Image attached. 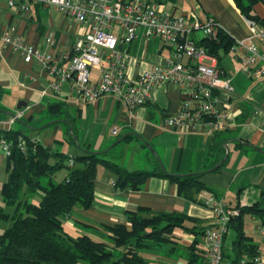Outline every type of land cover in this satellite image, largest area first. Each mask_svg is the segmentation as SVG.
Returning a JSON list of instances; mask_svg holds the SVG:
<instances>
[{"label": "crops", "instance_id": "0c3cea01", "mask_svg": "<svg viewBox=\"0 0 264 264\" xmlns=\"http://www.w3.org/2000/svg\"><path fill=\"white\" fill-rule=\"evenodd\" d=\"M159 4L171 16L189 17L194 14L201 22L212 19L232 41L242 40L257 52L263 51L260 40L250 34L246 20L241 17L232 0H160ZM252 14L264 19V0L253 5ZM7 27H12L13 32L7 31ZM84 31L74 19L63 16L52 7L31 5L27 14H19L8 9L0 0V122L21 111L23 116L10 124L8 130L23 134L48 152L63 155L62 164L67 167L76 166L72 165L73 162L68 166L67 160L72 161L86 152L103 153L122 136H131L119 143L125 144L122 150L116 149L118 144L104 158L128 172H150L158 164L167 174H199V181L207 191L199 192L195 197L196 202L191 203L177 196L169 181L157 177L147 179L137 191H117L113 188V174L98 166L101 168L97 167L92 182L89 208L75 207L68 216L59 219L68 236L92 235V231L102 233V226L126 224L125 214L138 213L139 209L150 213L175 212L195 221L206 220L203 226L206 229L210 227L212 217L209 208L202 204L207 196L221 200L226 209L237 213L238 208L253 205L264 210V74L254 77L256 69L260 67L257 60L249 74H245L241 72L234 53L229 51L233 54L236 69L230 75L223 68L217 69L232 90L230 94L217 93L222 112L227 115L226 128L217 132H209L200 125L169 129L161 124L162 119L175 113L180 100L178 91L170 86L153 88L151 101L128 115L109 95L99 96L93 103L84 102L76 95L69 81L64 82L58 91L50 92L48 88L52 77L41 69L37 61L31 59L25 63L18 51L3 42L6 32L8 38L15 36L37 52L49 54L58 60V68L66 69L74 40ZM48 37L51 40L49 45L45 43ZM138 38L137 35L134 40ZM140 38H145L142 32ZM134 40L126 48L137 60L136 66L128 70L130 76L152 67V63L146 61L147 40L143 41L142 46ZM158 46L157 57H160L165 47ZM209 57L213 60L211 64L216 67L215 58ZM205 63L210 65V61ZM182 64L192 62L182 60ZM98 76V70H90L91 81H97ZM50 102L62 104V113L56 119L45 117ZM113 128L116 129L115 136L111 135ZM214 133L217 136H213ZM130 141L134 144L128 146L126 143ZM214 142L221 143L220 148H215L208 159V152ZM124 155L135 160H124ZM221 156L224 158L223 165L213 171L217 164L212 168L210 166ZM4 158L0 149V168L4 166ZM65 176L66 173L59 175L60 181ZM27 202H33L32 198ZM259 227L260 221L255 215L242 216V232L247 238L246 242L255 246L257 251L264 252V236L258 233ZM173 235L179 238L178 243L189 244L193 241V236L185 232H174ZM233 237L229 241L224 237L225 249L229 248ZM198 244L197 241V256L201 257L204 264L203 236L199 247ZM150 257L161 264H186L183 257V262L159 255Z\"/></svg>", "mask_w": 264, "mask_h": 264}, {"label": "built area", "instance_id": "2783aa9c", "mask_svg": "<svg viewBox=\"0 0 264 264\" xmlns=\"http://www.w3.org/2000/svg\"><path fill=\"white\" fill-rule=\"evenodd\" d=\"M6 7L19 14L28 13V4L35 2L50 6L65 16L74 19L84 33L78 35L71 48L66 69L58 68L57 62L46 53H38L28 44H22L17 37L8 38L4 33L3 42L11 45L26 63L36 60L40 67L52 77L48 90L57 91L62 83L69 81L78 97L85 102H93L98 96L108 94L124 109L128 115L151 99V91L157 86H170L178 91L180 100L173 115L164 116L161 124L169 129L193 128L200 125L209 132H216L227 127V115L220 107L217 93L232 92L227 81L219 77L218 71L211 64L213 60L206 51L196 47L193 40L205 38L217 42L221 26L212 19L201 22L194 14L189 17H175L163 10L162 5L151 0H2ZM250 34L257 37L263 51L257 52L242 40H233L229 51L234 53L240 64L241 72L249 74L251 66L257 60L260 67L254 77L264 74V19L262 23L247 21ZM141 31L145 37L156 38L161 47L171 53L159 65L149 70L130 76L128 70L137 64L136 58L127 51L136 33ZM200 33L198 37L196 34ZM50 38L45 39L49 45ZM187 57L189 63L182 64ZM210 61V65L205 63ZM98 70L96 83H90L89 71ZM23 113L16 111L6 121L0 122V129H7ZM5 130V131H7ZM10 130V129H9ZM116 133L115 129L111 134ZM16 146L21 153L26 147L21 137H17ZM3 156L10 152V143L0 138ZM66 164L70 166L71 160ZM204 207L211 212V225L204 229V255L206 264H220L222 238L227 232V223L238 215L235 210H228L221 200L212 196L204 199ZM264 236V229L258 228ZM234 264H264V252L256 251L254 256L241 255Z\"/></svg>", "mask_w": 264, "mask_h": 264}, {"label": "trees", "instance_id": "16d2710c", "mask_svg": "<svg viewBox=\"0 0 264 264\" xmlns=\"http://www.w3.org/2000/svg\"><path fill=\"white\" fill-rule=\"evenodd\" d=\"M153 1L160 3V0ZM232 2L245 20L263 22V19L252 14L253 5L261 0ZM218 36L217 42L207 41L205 38L193 40L196 47L206 50L209 56L215 58L217 69V53L228 52L233 44L225 33L219 32ZM1 93L0 90V95ZM61 113L62 104L50 102L45 110V117L56 119ZM212 135L217 136V133ZM18 136L26 147L24 153L16 146ZM0 138L10 143V154L4 158L6 178L0 186V197L5 207L14 209L9 216L0 206V223L10 221L8 227L0 232V264H161L150 256L152 251H159L165 245L170 246L168 250L155 255L174 259L181 249L180 254L186 264H203L201 257L197 256L196 237L203 236L204 227L196 225L197 221L183 214L150 213L139 209L138 213L125 214L126 224L102 226V233L86 227L93 232L92 235L80 234L75 237L68 236L59 221L75 207L89 208L92 182L98 166L113 174V188L117 191H137L147 179L157 177L169 181L174 186L175 194L191 203L196 202L195 197L199 192L207 191L199 181V174H167L158 164L150 172H128L104 158L115 147L104 154L86 152L83 156L72 159L75 167H67L62 164L63 155L46 151L19 132L0 130ZM129 138L131 136L121 142ZM220 145L221 143L214 142L208 152V159ZM222 157L213 161L210 167H214ZM60 169L66 170V176L62 181L53 183L51 179ZM33 196H38L37 204L27 202ZM245 214L255 215L264 229L263 209L257 205L238 208V215L231 217L227 223V231L234 234L229 244V251L233 255L230 262L233 264L241 255L251 257L257 251L255 246L246 242L247 238L242 232V216ZM186 221L191 223L189 227L185 225ZM174 232L191 234L193 241L189 244L178 243L179 238L173 235ZM224 237L225 235L222 238V259L227 258L223 253Z\"/></svg>", "mask_w": 264, "mask_h": 264}, {"label": "rangeland", "instance_id": "374dc122", "mask_svg": "<svg viewBox=\"0 0 264 264\" xmlns=\"http://www.w3.org/2000/svg\"><path fill=\"white\" fill-rule=\"evenodd\" d=\"M155 4H159V3H156V2H155ZM261 9H262V8H261ZM257 14H259V13H257ZM140 34H141V31H138V32H137V35H138L139 38H138L137 41H136V40H134V41L136 42L137 45L142 46V45H143V41H146V40H147L148 47H147V51H146V61L152 63V66L159 65L160 62L162 63V62H163V59L160 58V60H158V57H157V50H158V48H159L158 45H160L159 41H158L157 39H152V38H148V39L144 38V39H141V38H140ZM196 35H197L198 37L201 36L200 33H197ZM135 42H134V43H135ZM170 55H171V53H170V52H167V50H166L165 48H164V49L162 50V52H161V56H162V57L169 58ZM218 56H219L218 67H219V68H223V70H225V71L227 72V75H230V74H231V71H233L234 69H236V63L233 61V54L230 53L229 51L226 52V53L219 52ZM182 60H184V62H185V61L187 60V57H183ZM205 62H206V61H205ZM222 79H223V78H222ZM22 130H23V129H22ZM111 135H112V134H111ZM122 144H123V143L119 144L117 147L115 146L116 149L119 148L120 150H122V148L125 146V144H124V145H122ZM126 144H127V145H128V144L131 145V144H134V142H131V141H130V143L127 142ZM128 146H129V145H128ZM123 157H124V160H129V161H132V162L135 160V158L132 159V157H129L128 155H124ZM207 162H208V161H207ZM207 162H206V164H207ZM100 168H101V167H98V169H100ZM63 173H66V170H65V169H60V170L56 171V172L54 173L53 177H52V180H53L52 182H53V183H58V182H60L61 179L59 178V175H61V174H63ZM5 175H6V172H5L4 166H2V167L0 168V186H1L2 182H4V176H5ZM176 175H177V174H176ZM32 201H33V202H32L33 204H37L38 201H39L38 196H33V197H32ZM0 206L3 208V212H4V213H6V214L9 215V216L12 215V213H13V211H14L13 207H5V206L3 205V203H2V201H1V197H0ZM199 206H200V205H199ZM200 207H201V206H200ZM9 222H10V221H7V222H5V223H0V232H1L3 229H5L6 227H8ZM205 224H206V220H201V221L199 220V221H197V224H196V225H199V226L203 227ZM185 225H186L187 227H189V226L191 225V223L188 222V221H186V222H185ZM72 237H75V235H73ZM231 237H233V233H232V231L228 230L227 233H226L225 239H226L227 241H229V240L231 239ZM197 241H198V243H199V244H198V247H199V245H201V242H202V237L198 236V237H197ZM168 247H170V246H169V245H165V246H164L161 250H159V251H157V250L152 251L151 256H152V255H155L157 252H158V253H159V252H166V251L168 250ZM223 251H224L223 253L225 254V256H227L226 260L229 262V264H233V263L230 262V257H232L233 255H232V253L229 251V248H228V249H225V248H224ZM180 252H182L181 249H179V253H178L177 255L174 256V259H176V262H180V261H182V260L180 259L182 254H180ZM227 261H225L224 259H222V256H221V263H220V264H223V263H225V262H227ZM182 262H183V261H182ZM204 263H205V261H204ZM78 264H85V263H83V262H79Z\"/></svg>", "mask_w": 264, "mask_h": 264}, {"label": "bare ground", "instance_id": "6f19581e", "mask_svg": "<svg viewBox=\"0 0 264 264\" xmlns=\"http://www.w3.org/2000/svg\"><path fill=\"white\" fill-rule=\"evenodd\" d=\"M31 5H39V4H37V3H35V2H30V3L28 4V12H29V9H30V6H31ZM41 6H42V5H41ZM43 7H50V6H43ZM52 8H53V7H52ZM54 9H55V8H54ZM55 10H56V9H55ZM56 11H57V10H56ZM57 12H59V11H57ZM59 13H61V12H59ZM61 14H62V13H61ZM62 15H63V14H62ZM63 16H65V15H63ZM66 17H69V16H66ZM69 18H71V17H69ZM72 19H73V18H72ZM7 28H8V27H7ZM143 36H144V35H143ZM12 37H15V36H12ZM12 37H11V38H12ZM136 37H137V33H136V36H135L134 39H136ZM144 37H145V36H144ZM145 38H147V37H145ZM148 38H152V37H148ZM134 39H133V40H134ZM18 40H19V39H18ZM133 40H132V41H133ZM19 41H20V40H19ZM20 43H22V42H20ZM130 43H131V42H130ZM22 44H23V43H22ZM163 47H164V46H163ZM165 48H166V47H165ZM205 51H206V50H205ZM38 53H39V52H38ZM44 53H45V52H44ZM206 53H207V52H206ZM41 54H42V53H41ZM46 54H47V53H46ZM48 55H49V54H48ZM71 55H72V54H71ZM71 55L68 56V58H67V62H68V59L71 57ZM207 55H208V54H207ZM49 56H50V55H49ZM208 56H209V55H208ZM50 57H51V56H50ZM51 58H52V57H51ZM52 59H53V58H52ZM53 60L56 61L57 64H58V60H55V59H53ZM37 63H38V62H37ZM38 64H39V63H38ZM213 66H214V65H213ZM214 68L217 70V68H216L215 66H214ZM41 69H42V68H41ZM42 70H43V69H42ZM217 71H218V70H217ZM218 73H219V71H218ZM219 77H220V75H219ZM220 78H221V77H220ZM89 81H90V83H96V81H91V80H90V71H89ZM62 84H63V83H62ZM62 84H61V85H62ZM157 87H159V86H157ZM154 88H155V87H154ZM58 90H59V88H58ZM58 90H57V91H58ZM54 92H56V91H54ZM102 95H108V94H102ZM102 95H100V96H102ZM98 97H99V96H98ZM98 97H97V98H98ZM97 98H96V99H97ZM96 99H95V100H96ZM95 100H94V101H95ZM94 101H93V102H94ZM150 101H151V99H150L147 103H149ZM84 102H85V101H84ZM93 102H86V103H93ZM147 103H146V104H147ZM146 104H145V105H146ZM143 106H144V105H143ZM140 107H141V106H140ZM137 108H138V107H137ZM135 109H136V108H135ZM113 129H115V128H113ZM115 130H116V129H115ZM216 132H217V131H216ZM115 135H116V133L114 134V136H115ZM120 142H121V141H120ZM120 142H119V143H120ZM119 143H118V144H119ZM118 144H117V145H118ZM113 148H114V147H113ZM0 149H1V147H0ZM1 151H2V150H1ZM108 151H109V150H108ZM105 153H106V152H105ZM2 154H3V152H2ZM9 154H10V152H9ZM8 156H9V155H8Z\"/></svg>", "mask_w": 264, "mask_h": 264}, {"label": "water", "instance_id": "95a60500", "mask_svg": "<svg viewBox=\"0 0 264 264\" xmlns=\"http://www.w3.org/2000/svg\"><path fill=\"white\" fill-rule=\"evenodd\" d=\"M15 109H19L18 106L15 107ZM126 137V135L122 136L119 140L115 141L114 143H112L103 153L107 152L108 150L112 149L113 147H115L121 140H123L124 138ZM143 145L152 153V150L150 149V147L145 143V142H142ZM224 158L219 162L217 163V165L215 166V168H217L218 166H220L223 162ZM209 170H207L206 172H208Z\"/></svg>", "mask_w": 264, "mask_h": 264}]
</instances>
